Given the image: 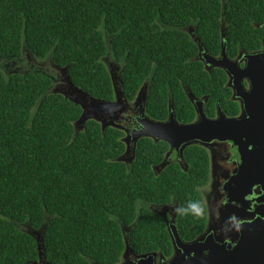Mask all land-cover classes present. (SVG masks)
<instances>
[{
  "label": "trees",
  "instance_id": "1",
  "mask_svg": "<svg viewBox=\"0 0 264 264\" xmlns=\"http://www.w3.org/2000/svg\"><path fill=\"white\" fill-rule=\"evenodd\" d=\"M263 22L264 0H0V60L22 62L24 52L48 60L66 67L75 86L108 101L115 97L103 60L109 56L128 101L146 83V115L165 119L171 102L176 119L191 122L185 89L207 96L208 116L216 104L226 115L238 105L223 70L208 72L196 58L186 28L217 55L223 24L225 51L234 57L238 49L264 48V28L255 26ZM54 77L38 64L9 74L0 69V264L38 257L30 230L41 231L51 264H115L124 249L121 224L131 226L135 249L168 253L164 221L150 204L176 203L180 235L200 233L205 149H183L186 170L174 159L157 170L169 145L141 137L127 162L123 130L102 129L95 119L78 128L82 109L52 91Z\"/></svg>",
  "mask_w": 264,
  "mask_h": 264
},
{
  "label": "water",
  "instance_id": "2",
  "mask_svg": "<svg viewBox=\"0 0 264 264\" xmlns=\"http://www.w3.org/2000/svg\"><path fill=\"white\" fill-rule=\"evenodd\" d=\"M221 37H224L223 27H221ZM206 63L224 69L229 80L237 73H239L237 76L239 81H242L243 78L247 79L249 83L247 90H242L240 82L237 91L233 88V96L237 95L240 98L241 114L227 117L217 106L216 117L209 118L204 113L203 102L196 100L191 92L186 91L189 100L195 106L197 117L194 121L178 122L173 110H171V102H169L167 119L153 120L144 112L143 103L147 89L145 83L139 89L134 101L135 107L139 106L135 121L139 123L140 127L131 131L125 129L126 136L123 140L126 143V148L123 155L130 153L129 161L132 160L136 141L140 137L166 141L169 150L162 162L156 167L159 170L168 163L167 160L173 150L176 151L177 157L183 160L182 151L190 144H204L214 140L232 141L237 146L241 162L238 173L229 179L224 190L229 196L231 192H237L241 188L245 192L247 188L255 185L258 193L255 199L261 210L251 222L239 226V238L234 246L228 247L229 249L213 243L211 246L207 245V253H202L200 250L185 258L187 248L192 249L195 245L200 244L199 239H195L189 243L180 244L181 248L184 249L182 253L175 254L164 264H264V52L245 54V65L240 68L236 62L228 58L225 52V44L221 42L219 57L206 58ZM231 67L236 68L237 71H233ZM57 68L63 75L64 86L55 87L52 91L63 94L64 97L81 107L82 112L75 122L78 128H81L87 119L99 121L102 129L106 126L123 128L118 122L120 116L129 110V101L118 85V75H114L110 71L115 97L113 100L107 101L92 97L75 86L66 75V67ZM129 141L132 142L131 146ZM249 146L251 147L249 148ZM121 158L124 159L123 156ZM182 162L185 166L184 160ZM180 164L182 166L181 162ZM172 231L176 232L174 225H172ZM29 232L37 241L39 262L45 264L42 235L39 231L30 230ZM152 257L149 255L147 260H152ZM149 264L152 262L149 261Z\"/></svg>",
  "mask_w": 264,
  "mask_h": 264
},
{
  "label": "flooded vegetation",
  "instance_id": "3",
  "mask_svg": "<svg viewBox=\"0 0 264 264\" xmlns=\"http://www.w3.org/2000/svg\"><path fill=\"white\" fill-rule=\"evenodd\" d=\"M255 26L264 28V22L261 24L255 23ZM221 27H223V24ZM186 31L189 33L190 37L198 45V52H197L196 58L202 62L204 69L207 70L208 72H211L212 69L214 68L222 69L221 67L213 66L211 64L206 63V58L219 57L220 51H219V54L217 55L207 52V50L204 48L201 41L195 36L194 28L192 26H188L186 28ZM221 42H224L225 44V33H224V37L223 38L221 37L220 50H221ZM261 42L262 44H264V36L261 38ZM258 51L264 52V48L255 49L251 51L238 49V52L234 57L228 56L227 52L226 51L225 52L231 61L236 62L237 65L240 68H242L245 65V54L255 53ZM234 67H235V64H234ZM234 67H231V69H233V71H237L236 68ZM222 70L226 75L225 83L230 88V98L231 100L235 101L238 105V112L234 115H226L223 111L222 112L227 117L239 116L241 114L240 98L237 95L233 96V88L235 91H237L239 88V82H240L242 85L241 86L242 90L245 91L249 88V83L246 78H243L242 81H239L237 78L239 73L233 75L234 77H232V79L229 80V76L227 75L226 71L224 69ZM53 82H54V79H53ZM185 91L191 92L186 89ZM194 98L196 100H201L203 104L207 100V96H203L201 98H197L196 96H194ZM134 101L135 99L133 101H129V107H128L129 110L127 111V113H124L119 118L118 123L121 126H123V128H119V129L123 130L124 137L126 136L125 129H128V131H131L133 129H138L140 127L139 123L135 121L139 106L135 107ZM145 101H146V98H145ZM145 101L143 103V106L145 105ZM191 103L193 104V102ZM217 106L219 105L216 104L215 111L212 116L206 115L204 111L205 115L209 118L216 117ZM193 107L195 111L194 104H193ZM172 108L173 107H171V110H173ZM203 110H204V107H203ZM167 117H168V114H167ZM167 117L163 120H166ZM196 117L197 115L195 112V118L192 121H194ZM180 123H188V122H180ZM194 144H198L205 149L207 156H208V160H209V180L206 184L207 187L204 188L203 190L205 193V197H206V198L203 197L206 199V200L204 199L205 206H206V216H205V223H204L203 230L197 235H195L194 238L185 239L183 238V236L180 235L179 230L176 226V221H175L176 214H177L176 203L171 201L169 203H163V204H150L148 207L154 212H156L157 214H159L164 221V224H165L164 226H165V229L167 230L168 238L170 241L169 252L163 253L162 251H159V250H143L142 251V250L135 249V247L131 244L130 237H129V231L131 229V226L121 224L122 237L124 240V249L121 253V256L118 262H116L115 264H149V261L150 263L152 262V264H164L170 258H172L175 254L182 253L184 249L181 248L180 244L189 243L195 239H199L200 244L197 246L195 245L193 247L194 249L187 248L186 249L187 251H185L186 254L184 255L185 258H188L189 256L193 255L196 251L199 252L200 250L202 251V253H207V250H206L207 245L211 246L213 243L218 244V245H223V247H225L226 249H229L228 247L234 246L239 238V235H240L238 232L239 226L243 223L251 222L253 219H255L256 214L261 210L260 205L256 202V199H255L258 196L257 188L255 187V185H253L251 188H247L245 192L243 188L237 190V192L236 191L231 192L229 196L227 195V192L224 190V186L227 184L229 179L238 173L239 165L241 162L240 154L238 152L237 146L234 145L232 141L214 140V141L204 143V144L202 143H194ZM129 145L130 146L132 145L131 141H129ZM125 147H126V143H125ZM250 147L251 146H249V148ZM123 158L128 162L130 155L125 154L123 155ZM171 159L178 161L179 164L181 162L182 168L186 170L187 168L186 164L184 166L182 162L183 160L177 157L175 150L171 152L167 161L169 162V160ZM229 197H231V199H229ZM172 225L175 226L176 232L172 231ZM39 233L41 235V231H39ZM203 244L205 246H202ZM149 255H152L153 257H152V260L148 261L147 257ZM34 263L41 264L39 262L38 257L35 260L28 262L27 264H34ZM44 263L51 264L46 258H44Z\"/></svg>",
  "mask_w": 264,
  "mask_h": 264
},
{
  "label": "rangeland",
  "instance_id": "4",
  "mask_svg": "<svg viewBox=\"0 0 264 264\" xmlns=\"http://www.w3.org/2000/svg\"><path fill=\"white\" fill-rule=\"evenodd\" d=\"M23 58H24V60L22 59V62H19V61H11L10 59L2 60V59H4V58H2L0 60V69L5 74H9V73H12V72L23 71L25 69V64L26 65H28L30 63L32 65H34V64L37 65L38 64L40 66H43V67L49 69V72H51L55 76L53 78L54 79V84H53L52 89L55 88V87L64 86V79H63V75H62L61 71L56 66L52 65L48 60H44L43 62H36V61L32 60L30 58V56L26 52H24ZM103 60H104L105 64L107 65L109 71H112V73L114 75H118L117 74L118 66L113 62V60H111L109 58V56L104 57ZM129 155H131V154L129 153ZM206 187H207V185H205L204 187L200 188V192L202 193L203 197H205V193H204L203 190Z\"/></svg>",
  "mask_w": 264,
  "mask_h": 264
}]
</instances>
